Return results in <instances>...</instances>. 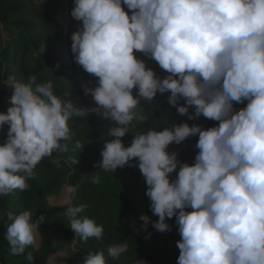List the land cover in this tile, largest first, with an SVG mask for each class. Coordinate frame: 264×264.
<instances>
[{
	"label": "clouds",
	"instance_id": "9594fccd",
	"mask_svg": "<svg viewBox=\"0 0 264 264\" xmlns=\"http://www.w3.org/2000/svg\"><path fill=\"white\" fill-rule=\"evenodd\" d=\"M70 14L82 21L71 36L74 60L98 78L97 87L83 86L97 105L91 111L117 125L95 167L114 172L138 166L148 186L150 210L159 217L153 227L170 231L166 218L176 217L181 236L177 264H264V0H74ZM134 52L150 57L169 75L161 80ZM36 80L33 75L28 83L12 76L6 81L13 94L7 114L0 113V129L9 126L0 146V196L27 190L45 157L68 152V121L84 115L57 95L51 82ZM133 89H138L136 96ZM158 92H170L173 107L184 101L177 107L181 116L195 120L202 115L218 126L205 130L173 123L162 131L138 132L125 147L121 138L129 125L145 119L135 111L141 99L151 102ZM244 101L246 107L237 111L233 102ZM197 134L193 165L167 151L170 144ZM75 148L84 145L76 141ZM100 172L91 176L92 183H100ZM86 208L68 207L64 215L82 241L101 240L103 225L82 216ZM7 218L10 254L23 255L37 244L45 216L34 221L25 210L9 211ZM140 219L146 229L149 218ZM107 251L115 259L127 245ZM26 260L33 261L31 252ZM84 264L107 261L103 252H89Z\"/></svg>",
	"mask_w": 264,
	"mask_h": 264
},
{
	"label": "trees",
	"instance_id": "16d2710c",
	"mask_svg": "<svg viewBox=\"0 0 264 264\" xmlns=\"http://www.w3.org/2000/svg\"><path fill=\"white\" fill-rule=\"evenodd\" d=\"M73 7L74 0H0V113L7 114L11 107L8 101L13 90L6 83L8 77L28 83L33 75L38 84L51 82L57 95L84 112V115L68 121L72 133L69 151H54L51 157H45L33 170L32 178L27 181V190L0 196V255L6 256L10 264H29L26 260L28 252L33 256L31 264H50L51 258L58 253L64 256L55 264H84L89 252H103L107 264H135L136 260H143L146 264H177L180 255L177 242L181 236L171 231L160 232L153 227L158 216L150 210L151 201L146 196L148 186L139 168L126 165L114 172H104L95 167L102 160L104 144L113 139L111 129L117 125L91 111L95 107L91 103L93 98L84 94V84L75 76L78 64L71 52V36L78 28L59 24L57 20L63 10L81 28L82 21H76L70 14ZM122 7L131 15L125 5ZM147 66L161 80L169 75L165 70L162 73L151 58ZM87 74L91 80L98 79ZM137 94L138 89H133V95ZM170 95L158 92L151 102L145 100V119L129 125L128 134L121 138L123 143L126 141L125 147L131 146L136 133L150 129L162 131L173 123H188L190 127L195 124L205 130L218 126V121L202 115L195 120H189L187 115L181 116L177 107L184 106V101L181 99L177 107H173L168 103ZM233 103L237 111L241 109L239 104ZM194 113L195 108L190 107L189 115ZM8 128L6 124L0 129V146L7 139ZM198 138L197 134L179 145L172 143L167 151L176 152L193 165L199 152L195 147ZM76 141L84 148H75ZM136 162L130 161L131 164ZM98 171H101L100 183L94 184L91 176ZM176 176L170 174V181ZM69 185L76 186L71 201L65 205L52 204L51 200L58 198L63 188ZM82 204L87 208L81 215L103 225L101 240L90 238L84 242L71 230L64 212L68 207ZM25 210L32 214L34 221L44 215L45 222L40 226L37 244L27 247L25 254L14 256L10 254V245L5 238L6 226L10 223L7 213L18 214ZM141 216L149 218L146 229ZM170 219L176 221V217ZM116 245H127V251L113 259L108 256L107 249Z\"/></svg>",
	"mask_w": 264,
	"mask_h": 264
},
{
	"label": "rangeland",
	"instance_id": "374dc122",
	"mask_svg": "<svg viewBox=\"0 0 264 264\" xmlns=\"http://www.w3.org/2000/svg\"><path fill=\"white\" fill-rule=\"evenodd\" d=\"M36 5H39V3H37ZM57 20H58V23L59 24H66V25H69L70 27L72 28H80V26L71 20V18L69 17L68 13L61 10L60 13L58 14L57 16ZM1 28V27H0ZM136 58L137 59H140V60H143L147 66V63H148V59L150 57H147L145 56L143 53H140V52H136ZM157 67L159 68V70L164 73V70L160 68V66L158 65L157 63ZM147 68H149L147 66ZM75 76L76 78H78L82 84L88 86L89 88H95L98 86L97 84V81L98 79H93L91 80L90 76L86 73V71L82 68V66L78 65L75 69ZM170 93V92H168ZM171 94V93H170ZM95 107L97 106L94 102V100H92L91 102ZM144 103L145 101L143 99H141L140 101V104L138 105L137 109L135 110L137 113L139 114H142L143 115V112H144ZM247 105V101H244L243 103H240L239 106L241 108H244L246 107ZM137 120H134L133 123H136ZM126 143V141L124 142ZM178 159L182 162V163H187L191 166V164L186 160L184 159L183 157L181 156H178ZM137 164V162H136ZM134 168H137L138 167H134ZM178 171H179V167L177 168L176 172H174L175 174H178ZM67 188L68 187H64L63 188V191L61 193V195L58 197V198H54L51 200V203L52 204H67L71 201V193H69L67 191ZM159 217H156V222L158 221ZM166 223L169 224L170 226V231L173 232L174 234H179L178 232V226L176 225V223L174 221H172L170 218H166ZM64 256V254L62 253H58L56 254L55 256H53L51 258V260L49 261L50 264H55L57 263L62 257ZM0 264H10L8 258L6 256H1L0 255Z\"/></svg>",
	"mask_w": 264,
	"mask_h": 264
}]
</instances>
